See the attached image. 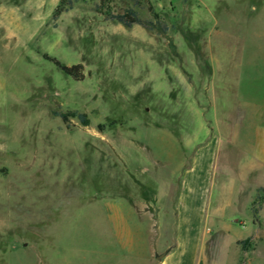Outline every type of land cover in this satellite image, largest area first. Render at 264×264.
I'll return each mask as SVG.
<instances>
[{
    "label": "rangeland",
    "instance_id": "374dc122",
    "mask_svg": "<svg viewBox=\"0 0 264 264\" xmlns=\"http://www.w3.org/2000/svg\"><path fill=\"white\" fill-rule=\"evenodd\" d=\"M99 1L0 0V264H147L174 238L176 211L164 196L152 223L110 219V207L130 204L131 174L175 187L209 144L203 251L246 236L261 202L264 0ZM127 8L151 28L105 19Z\"/></svg>",
    "mask_w": 264,
    "mask_h": 264
},
{
    "label": "crops",
    "instance_id": "0c3cea01",
    "mask_svg": "<svg viewBox=\"0 0 264 264\" xmlns=\"http://www.w3.org/2000/svg\"><path fill=\"white\" fill-rule=\"evenodd\" d=\"M215 154L216 147L210 144L196 148L178 184L173 188L165 187L163 191H158L156 186H144L141 179L129 175L133 179L132 182L128 181L124 194L130 204L123 208L119 203L113 204L109 211L110 219H125L126 213H137L138 219L155 222V215L162 204L161 196H164L166 209L176 211L174 238L166 242L163 248L152 246L151 253L144 260L147 264H264V190L259 189L264 187V183L260 182L252 186L261 193V202L254 205L257 211L253 214V221L248 224L246 236L225 232L214 239L211 250L203 251V224L209 214L208 196ZM126 171L129 172L128 169ZM136 188L140 195H135ZM128 189L132 190V194H128ZM239 222L245 225L243 221ZM252 231L255 233L250 235ZM159 253L160 257L157 258Z\"/></svg>",
    "mask_w": 264,
    "mask_h": 264
},
{
    "label": "trees",
    "instance_id": "16d2710c",
    "mask_svg": "<svg viewBox=\"0 0 264 264\" xmlns=\"http://www.w3.org/2000/svg\"><path fill=\"white\" fill-rule=\"evenodd\" d=\"M108 1L109 0H100L98 5L96 6V8H100L104 3H107ZM131 1L134 5H138L140 0H131ZM143 1L148 2V0H143ZM149 8L151 9V6H149ZM60 10H61V7L55 8L54 14L52 16L53 19H55L56 16H58ZM105 19L120 22V23L126 25V27H130L132 24H141L143 26H146V28H151L150 26H152V24L150 22H146L145 20L141 19V17L138 15V12L133 8H127L123 12H117V13L107 11V12H105ZM162 29H164V30L166 29L165 24H162ZM43 59L54 64L56 67H58L60 70H62L65 75L71 77L74 80L81 79L83 77L82 65L80 63H76V64H72V65H63V63H61L54 56H48L46 54L43 55ZM53 114L56 116H60L62 122H64V123H66L67 120H69L70 116L78 117L80 119V121L82 122V124H84V125L87 124V120H88L84 113L78 112L75 110L66 111V112H62L60 110L59 111L54 110ZM112 123L113 122L110 121V122H108L107 125H111ZM97 127L99 130H103L105 125L103 123H99ZM259 189L264 190V187H259ZM252 210H253L252 211L253 214H255L257 211V209L254 207Z\"/></svg>",
    "mask_w": 264,
    "mask_h": 264
},
{
    "label": "water",
    "instance_id": "95a60500",
    "mask_svg": "<svg viewBox=\"0 0 264 264\" xmlns=\"http://www.w3.org/2000/svg\"><path fill=\"white\" fill-rule=\"evenodd\" d=\"M159 257H160V254L157 255V258H159Z\"/></svg>",
    "mask_w": 264,
    "mask_h": 264
}]
</instances>
